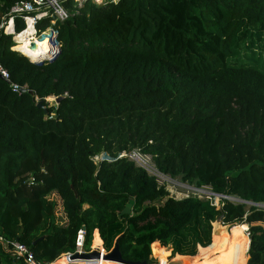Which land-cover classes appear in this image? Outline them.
<instances>
[{
	"label": "trees",
	"instance_id": "obj_1",
	"mask_svg": "<svg viewBox=\"0 0 264 264\" xmlns=\"http://www.w3.org/2000/svg\"><path fill=\"white\" fill-rule=\"evenodd\" d=\"M20 1L0 0V22ZM62 3L68 19L37 24L39 36L58 33L54 61L34 62L0 38V64L33 92L0 78V237L26 246L36 264L75 253L82 227L87 251L111 252L119 239L127 262L169 252V262L214 264L198 252L225 226L247 224V264H264V207L245 203L264 206V69L229 62L242 48L263 51L264 0ZM52 97L63 99L49 106ZM134 151L162 175L224 196L221 209L171 197L120 157ZM101 154L110 159L96 163ZM0 264L26 262L0 242Z\"/></svg>",
	"mask_w": 264,
	"mask_h": 264
},
{
	"label": "built area",
	"instance_id": "obj_2",
	"mask_svg": "<svg viewBox=\"0 0 264 264\" xmlns=\"http://www.w3.org/2000/svg\"><path fill=\"white\" fill-rule=\"evenodd\" d=\"M74 3L77 1L78 3L80 0H73ZM69 13L66 10V7L63 5L62 0H25L16 3L9 11V13L2 19L0 22V38L2 35L11 36L14 42V45H17V38L29 30L30 25L33 27L35 33L34 37H40L37 24L45 19H51L52 25H55L58 21H65L69 17ZM17 19L23 21L25 23V29L21 32L16 31V21ZM48 30H51L53 34H55V30L51 27ZM47 30V31H48ZM57 35L55 36V41L57 43V50H53L54 58H56L60 53V46L57 41ZM15 46L13 48H15ZM12 48V49H13ZM15 51V50H14ZM22 53L20 51H17ZM24 54V53H22ZM25 55V54H24ZM27 56V55H25ZM29 57V56H27ZM30 58V57H29ZM0 77L1 79L7 81L10 84V87L14 93H21L25 87H21L17 84L11 82V76L9 72L0 64ZM129 157L130 160L134 161L135 163L140 164L144 162L145 158H149L150 156L142 155L138 151H134L132 153L126 154L123 153L120 157ZM151 158V157H150ZM152 159V158H151ZM137 165V164H136ZM139 166V165H137ZM142 167V166H139ZM143 168V167H142ZM223 198V197H221ZM86 237L87 231L84 227L78 230L76 240H75V253H82L88 254L93 251H98L101 254L100 260H95L97 263L100 261L103 262L104 255H107L109 252L104 249L103 246L98 247L97 249L91 247L89 251L86 250ZM0 242L4 245L5 249L12 253L13 256H16V259L22 258L25 260L26 264H36L35 258L33 253L23 244L12 241L7 242L2 237H0ZM73 253V254H75ZM73 254H68L71 256ZM70 259V258H69ZM71 261H78L79 260H71ZM168 262V261H167ZM161 264V263H160ZM167 264V263H166Z\"/></svg>",
	"mask_w": 264,
	"mask_h": 264
},
{
	"label": "rangeland",
	"instance_id": "obj_3",
	"mask_svg": "<svg viewBox=\"0 0 264 264\" xmlns=\"http://www.w3.org/2000/svg\"><path fill=\"white\" fill-rule=\"evenodd\" d=\"M85 1H88V0H80L79 3L77 1L75 3L81 7V5ZM92 1L97 3V1H99V0H92ZM108 1H112V0H101V3H97V4L106 3ZM66 10L68 11V13L70 15L72 12L71 9L66 7ZM54 35L55 36L57 35L56 31H55ZM54 42L56 43L55 38H54ZM263 45H264V43H263ZM259 46H260V44H259ZM57 48H58V46H56L55 48H50V50H48V52H50V54L48 55L47 59L49 57L53 56L52 54L55 53L56 51L55 52H52V51L56 50ZM43 60H42V62H43ZM229 62L233 63V64H237V65H250V66H256V67H259L261 69H264V48H263V51L260 50V48H255L254 50L249 49V48L248 49L242 48L239 52H236L234 54V56L229 60ZM46 101L49 104V106H57V101H56L55 97L49 98ZM103 159H110V158L105 154H101L95 158V161H96V163H99ZM136 164L139 166H142L151 176L155 177L157 179L159 185L164 186L169 191L171 197H174L176 199H184V198H187L189 196L199 197L202 199L204 198V199H208V200L212 201L214 206H216L218 209H221L222 198L215 196L210 187L198 188L195 185H190L188 183L183 182L181 177L171 178L169 176L162 175L161 173H159L157 171L155 164L150 157L145 158L144 162H141L140 164H138V163H136ZM52 199H55L58 203V211H57L58 217H60L64 220L65 215L63 213L62 201L60 200V198L54 197V196ZM231 200L233 202H241V200H238L237 198H231ZM246 204L248 205V209L251 206H256V205H252V204H248V203H246ZM256 207L262 208V206H256ZM215 223H214V225H215ZM214 225H213V227L215 230ZM225 227H226L227 231H229L232 226H225ZM214 230H213L212 242H213V238H214ZM236 253L237 252H233L234 255ZM233 254L231 255V257L233 256ZM198 255H199V252H198ZM247 255H248V253H247ZM160 256L161 255L159 252L158 258L157 259L155 258L154 259L155 261L153 263H156V264L159 262L161 264L170 263L169 259L167 262V258L170 256L169 252H167V254H165V256H163L162 258H160ZM229 256H230V254H229ZM65 258H69V256L68 257L63 256V257H61V259H59L58 261H56L53 264H67V262L71 261L70 259H65ZM248 260H249V257H248ZM108 262L113 263V264H122V263L115 262V261H108ZM247 263H248V261H247ZM186 264H188V263H186Z\"/></svg>",
	"mask_w": 264,
	"mask_h": 264
},
{
	"label": "bare ground",
	"instance_id": "obj_4",
	"mask_svg": "<svg viewBox=\"0 0 264 264\" xmlns=\"http://www.w3.org/2000/svg\"><path fill=\"white\" fill-rule=\"evenodd\" d=\"M34 29L30 25L29 30L23 35L17 38V45L13 50L20 51L25 55L29 56L30 59L34 62L40 63L46 60H51L53 57H48L50 48H55L57 44L54 42L55 35L51 30L46 31L40 37H34ZM187 196V195H186ZM224 227V226H223ZM247 224L236 225L231 227L227 231L226 227L223 228L216 234L215 244L213 248L209 249L202 254H199L198 259L205 260L212 258L216 253H227L230 256L233 252L241 253L242 257L234 260L232 264H247V253L249 251L250 239L247 235ZM234 255V254H233ZM68 256V255H65ZM67 264H113L108 261L99 262L97 261H69Z\"/></svg>",
	"mask_w": 264,
	"mask_h": 264
},
{
	"label": "water",
	"instance_id": "obj_5",
	"mask_svg": "<svg viewBox=\"0 0 264 264\" xmlns=\"http://www.w3.org/2000/svg\"><path fill=\"white\" fill-rule=\"evenodd\" d=\"M60 54V53H59ZM56 58H52L51 61H54ZM1 78V77H0ZM21 93H28L30 95L33 94L32 91H27L25 89H23L21 91ZM63 98L62 97H59V98H56V101H57V105L61 102ZM38 107H42V104L41 103H38ZM45 112L47 113V111L45 110ZM77 195V193H76ZM215 195V194H214ZM217 197H221V196H218V195H215ZM224 197V196H222ZM242 202V201H241ZM244 203V202H243ZM247 203V202H245ZM135 202L132 200L130 201L124 211L120 214V217H123V216H126V215H131L132 214V209H133V206H134ZM248 204H252V205H256V206H262V205H257V204H253V203H248ZM264 207V206H262ZM218 221H220V223H222V217L218 218ZM70 260H86V261H95V260H100L101 258V254L97 251H93V252H90L88 254H82V253H75L71 256H69ZM103 260L104 261H115V262H119V263H122V264H156V263H150V262H138V263H131V262H127L123 259L122 257V254H121V251H120V247H119V239H117L116 243H115V246L114 248L112 249L111 252H109L107 255H104L103 257ZM188 263V260L184 259V260H177V261H171L170 263H167V264H186ZM157 264H160L157 263Z\"/></svg>",
	"mask_w": 264,
	"mask_h": 264
},
{
	"label": "crops",
	"instance_id": "obj_6",
	"mask_svg": "<svg viewBox=\"0 0 264 264\" xmlns=\"http://www.w3.org/2000/svg\"><path fill=\"white\" fill-rule=\"evenodd\" d=\"M221 225H222V223H221ZM161 249H167L170 252H172V249L170 247L161 248ZM170 256H171V253H170ZM170 256L167 258V261L170 258ZM65 257H68V256H65ZM65 259H69V258H65ZM210 261L215 262L214 264H219V263H221V264H232V259L230 257H227V255L224 252L216 253Z\"/></svg>",
	"mask_w": 264,
	"mask_h": 264
}]
</instances>
